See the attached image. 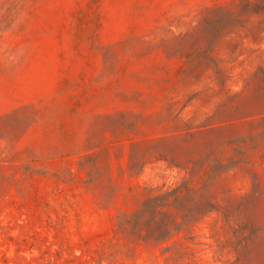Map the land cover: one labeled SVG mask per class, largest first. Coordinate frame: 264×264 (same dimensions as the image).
Segmentation results:
<instances>
[{
	"label": "rangeland",
	"instance_id": "obj_1",
	"mask_svg": "<svg viewBox=\"0 0 264 264\" xmlns=\"http://www.w3.org/2000/svg\"><path fill=\"white\" fill-rule=\"evenodd\" d=\"M220 158L191 233L124 225ZM0 264H264V0H0Z\"/></svg>",
	"mask_w": 264,
	"mask_h": 264
},
{
	"label": "trees",
	"instance_id": "obj_2",
	"mask_svg": "<svg viewBox=\"0 0 264 264\" xmlns=\"http://www.w3.org/2000/svg\"><path fill=\"white\" fill-rule=\"evenodd\" d=\"M192 162L189 176L173 186L149 190L138 208L129 215L124 225L131 234L142 240L162 242L174 234L191 233L193 224L215 208L210 195L212 182L227 167L222 159H215L202 173ZM201 167V165H200ZM198 170V177L193 178Z\"/></svg>",
	"mask_w": 264,
	"mask_h": 264
}]
</instances>
